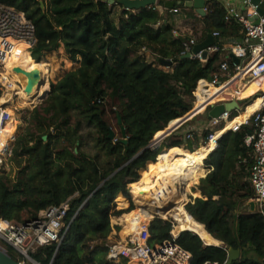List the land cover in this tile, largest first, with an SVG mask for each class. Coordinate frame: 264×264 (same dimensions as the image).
Instances as JSON below:
<instances>
[{
  "label": "trees",
  "instance_id": "trees-1",
  "mask_svg": "<svg viewBox=\"0 0 264 264\" xmlns=\"http://www.w3.org/2000/svg\"><path fill=\"white\" fill-rule=\"evenodd\" d=\"M0 1L24 11L35 24L33 60L41 61L47 50L58 45L59 26L61 33L68 34V41H77L78 57L93 56L52 83L45 102L32 110L31 125L14 142L9 156L11 170L0 169V219L24 223L42 210L69 203L68 229L62 232L61 241L41 246L33 254L38 262L127 264V259L109 258L111 217L117 213V217L133 215L136 203L132 187L149 183L159 170L176 168L186 171L188 189L196 185L194 194L199 199L188 203L187 211L225 244L208 245L193 231L181 232L178 243L192 252V264H225L228 246L241 249L240 258L232 264H264V214L249 212L254 158L245 137L253 127L243 125L228 131L219 139L217 149L215 141L196 150L183 148L178 146L183 137L174 136L171 146L155 159L157 150H145L155 135L189 112L198 81L212 78L225 52H216L205 61L184 58V42L193 36L175 35L170 14L158 8L128 10L107 0ZM117 6L122 10L116 15ZM176 6L183 8L185 2ZM207 7L204 16L188 7L189 16L203 25L200 39L214 31L220 33L218 44L244 37L242 24L225 20L222 2L208 1ZM160 58L173 63L162 65ZM215 92L212 86L207 93L212 96ZM198 93L202 95L201 86ZM204 101L201 96L197 105ZM7 109L8 122L15 126L16 112L10 106ZM240 122L239 116L229 127ZM14 128L8 131L0 151L14 138ZM90 144L95 151L85 148ZM207 156L206 163L214 168L201 178ZM174 224L154 219L150 243L171 238ZM125 229L118 225L115 231L124 238ZM132 229L127 232L135 234ZM13 250L8 246L7 252L15 258Z\"/></svg>",
  "mask_w": 264,
  "mask_h": 264
},
{
  "label": "built area",
  "instance_id": "built-area-1",
  "mask_svg": "<svg viewBox=\"0 0 264 264\" xmlns=\"http://www.w3.org/2000/svg\"><path fill=\"white\" fill-rule=\"evenodd\" d=\"M218 1L222 2L226 9L225 20L227 22L236 20L243 25L244 37L235 40L229 47H226L224 45L226 39L223 40V44H218L217 37H220V33L218 31L213 32L216 43L207 48L208 57L216 52H225L227 55L226 59L219 62L216 69L212 72V78H202L198 81L193 91L194 101L192 107L183 116L184 118L180 122H176L175 125L169 124L170 126L168 125V127L161 130L162 134L155 135L149 145L151 149L158 151L153 158L155 159L162 150L171 146L162 145L163 141L170 135L175 134L182 136L183 141H187L190 144L183 147L182 143L178 146L196 150L202 145H207L218 131L225 126L228 119L235 118L236 115L245 109L248 103L261 96L263 98L261 106L240 127L250 125L254 129L252 133L247 134L245 137L246 144L253 148L254 158L249 177L254 191L251 200L258 206L257 210L254 209V211L264 214V89L257 88L253 94L244 97H240V93L236 91L237 88L242 91L257 83L258 85L264 84V14L262 15L258 11L260 2L263 3L261 7L264 9V0H260L259 4H255L252 0H243L241 7L237 6L234 0ZM162 2H165V0H157L156 4L151 7L163 10L165 5ZM207 2L205 6L206 12L208 11ZM181 9V7L175 5L172 11L178 13ZM256 17L259 18L258 23H255ZM16 41L25 42L28 46L27 51L32 56L33 46L37 42L35 24L26 16L24 11L0 1V73L5 72V58L14 48L16 43L14 44L13 42ZM196 43H198V40L195 37L185 41L181 55L192 52ZM232 55L238 58L237 62ZM191 58H197L201 61L207 60L203 58L202 52L192 53ZM11 84L5 77L2 78L0 76V98L6 94ZM200 86L202 88L201 96L204 97L205 101L197 105L201 97L198 93ZM210 86L218 89L214 96L207 93ZM225 89H228V91L223 93ZM24 90H26V87ZM216 95H219L217 99H215ZM16 96L17 94H14V97ZM232 101H237L241 109L226 110L219 117L208 118V112L213 106ZM241 101L244 104L240 103ZM9 103H0V136L6 126L5 114ZM185 124L186 129L178 133V129ZM206 131H209L207 136L205 135ZM166 132L169 133L166 134ZM220 138L221 136L217 137V147L219 146ZM8 144L0 151V169L4 163V153L8 149ZM207 158H205V161ZM188 197L186 205L199 199L190 193ZM68 204V202H65L60 206H52L42 210L36 218L24 223L0 219V239L7 246H11L18 252L19 257L15 258L23 264H41L33 257V254L41 246L61 241L62 232L69 227L66 221L67 210L69 209ZM156 218L161 217L154 216L147 222H141L138 235L127 239H123L116 232L113 235H109V258L116 261L124 258L127 259V264L132 262L135 264H192V252L178 243L180 232L174 234L172 229L170 231L171 238L155 245L150 243V225ZM204 264L218 263L206 261Z\"/></svg>",
  "mask_w": 264,
  "mask_h": 264
},
{
  "label": "bare ground",
  "instance_id": "bare-ground-1",
  "mask_svg": "<svg viewBox=\"0 0 264 264\" xmlns=\"http://www.w3.org/2000/svg\"><path fill=\"white\" fill-rule=\"evenodd\" d=\"M13 43H16L14 48L5 58V72L0 73L2 78L5 77L12 84L6 94L0 98V103L11 102L17 99L19 103L28 100L31 104H38L44 97H46V94L49 91L47 81L49 82L48 65H50V63L46 59H42L39 62L33 60L31 54L27 51L28 46L25 42L16 41ZM36 69L41 71L43 78L42 83L39 87H35L32 92L27 93L26 90H24L27 84V76L25 72ZM14 94H17V98H14ZM9 118L10 113L6 108L5 125L7 126L10 124L13 126L12 122H8ZM246 118L247 117L242 118L241 121H247ZM239 127L240 126L238 125L233 126L232 128L238 129ZM4 130L5 128L3 131ZM3 131L0 136V146L6 141L4 137H2ZM217 137L220 136L216 134L211 140L215 141L216 148ZM185 174V170L180 171L176 168H171L166 171L159 170L149 183L133 186L131 193L139 209L154 216H160L165 220L172 219L175 223L173 228L174 234L189 229L200 234L206 243H210L211 245L220 244V240H216L206 229L205 225L197 221L187 211L185 201L187 199L186 191L188 188L186 186ZM140 225L141 223L135 224L138 233ZM132 236H134V234H128L126 239ZM131 264L135 263L132 262Z\"/></svg>",
  "mask_w": 264,
  "mask_h": 264
},
{
  "label": "rangeland",
  "instance_id": "rangeland-1",
  "mask_svg": "<svg viewBox=\"0 0 264 264\" xmlns=\"http://www.w3.org/2000/svg\"><path fill=\"white\" fill-rule=\"evenodd\" d=\"M115 9H116V15L121 13L122 9L119 6H117ZM199 23L200 22H196V25L193 28L196 29V30H199V28H201V25H202V24L199 25ZM72 35H73V38H74L73 32H72ZM68 37H69L68 34L60 33L59 34V39H58V45H56V46L50 48L49 50H47L45 55L42 58V59H47L49 61V63H50V65H48V70H49V67H50L49 82H50L51 85H52V83H56L59 79H61L67 72L76 70L84 62L90 61L93 58L92 54L89 55L86 58L85 57H78L76 55V44H77V41L75 40V38H74V40L72 39V40L68 41V39H69ZM149 59L153 60V58H149ZM49 82L47 81V85H48L47 87L50 90ZM47 97L48 96H46V98L44 97L38 104H31L28 100L22 101V104H27V106H23L21 103H19V101L17 99L11 101L8 104L7 108L10 106L16 112V114H15V126H14L15 128H14V138L9 142L8 149L4 153V163H3L2 169L5 168L7 171L11 170L12 166H11V163L9 161V156L11 154V149H12V147L14 145V142H15L16 138L19 135H21L24 132H26L28 127L31 125V122H32V120H31L32 119V117H31L32 116V110L35 107H39L41 104H43L45 102V100L47 99ZM14 98H17V96L14 97ZM240 103L244 104L242 101ZM112 122L114 124V127L118 131L115 119H112ZM11 126L12 125L8 124L5 127V130L3 131V136L2 137H4L5 140H6L5 137L8 136V131L13 129ZM182 126H183L182 128L178 129V131H177L178 133H180V132H182V131H184L186 129V124L182 125ZM174 136H179V135H175V134L174 135H170L169 137H167L163 141L162 145H169L170 139L175 138ZM186 145L187 146L190 145L189 142L183 141V147H185ZM85 148L87 150L95 151L93 149V147L91 146V144H90V146H86ZM205 163L206 162L204 161V164ZM14 175H15V171L12 173V176H14ZM150 180H152V179H150ZM195 186H196L195 184H192L189 187V189L186 191L187 199L185 201V204L187 203V200L189 198L188 197L189 193L192 194L193 196H195L193 194ZM146 213H147L146 211H144L142 209H139L138 205L136 203V209H135L133 215L125 214V215L122 216V218H120L122 220H116V217L120 213H117V214L113 215L111 217V223H112L114 229L112 230L111 234L112 235L115 234V232H116L115 230L118 227L117 224H121L122 223L121 224L122 227L127 228V230L130 229V228L131 229L133 228L132 230H133V233H135L134 235H138L137 229L136 228L134 229L133 226H135L136 223H141L143 221L147 222V221L151 220L154 217V216H150V215L147 216ZM163 220H165V219H163ZM168 221H172V219H169ZM172 222H174V221H172ZM127 230L125 229V232H124V234H125L124 238L125 239H126L127 235L130 234V233L127 232ZM0 247L5 249V250H8L7 244L1 239H0ZM12 253H13V255L15 257H19L18 256V252L16 250H13Z\"/></svg>",
  "mask_w": 264,
  "mask_h": 264
},
{
  "label": "water",
  "instance_id": "water-1",
  "mask_svg": "<svg viewBox=\"0 0 264 264\" xmlns=\"http://www.w3.org/2000/svg\"><path fill=\"white\" fill-rule=\"evenodd\" d=\"M107 1L110 4H115V3L121 4L125 9H128V10H139L141 8L151 7L154 4H156V2H157V0H107ZM252 1L255 4H259V2H260V0H252ZM206 2H207V0H186L185 1V6L194 7L196 9L197 13L200 16H204L207 13L206 10H205ZM164 5H165V7H164V10H163V13L165 15H168L169 12L175 7L176 0H165ZM262 5H263V3L260 2V8H259L258 11L260 12V14L263 15L264 14V9L261 7ZM41 8L45 9L44 1H41ZM258 22H259V18L256 17L255 23H258ZM61 29H62V26H59V27L56 28V31H57L58 34L61 33ZM215 43H216L215 36L213 35V33H209L207 38H205L204 40L196 43L193 46L192 52H190V53H188L186 55H183V57L184 58H191L192 53L202 52L203 58L207 59L208 58V50H207V48L210 47V46H213ZM233 58H234V60L236 62L238 61V58H236L234 56H233ZM159 62L162 65H165V66H170L173 63L171 60H167V59H164V58H160ZM25 74L27 76L26 92L30 93V92L33 91V89L35 87H39L41 85L43 78H42V75H41V71L39 69H36V70H33V71H26ZM51 86L52 85L50 84V90L48 91L46 96H48V94L50 93ZM239 108L241 109V106L238 104L237 101H232V102H227V103H219V104H216L215 106H213L209 110L208 118L211 119L213 117H219L226 110H232L233 111V110L239 109ZM183 118L184 117L180 118L178 120V122H180ZM228 131H231V129L228 130ZM169 132H166V134L169 133ZM163 136H165V135H163ZM43 138L47 139V136L44 135ZM148 148L151 149V146L149 145L147 148H145V150L148 149ZM251 206H252V209L254 210L255 209V204H254L253 201H251ZM186 230H189V229L182 230L181 232L186 231ZM189 231H193V230H189ZM193 232H195V231H193ZM195 233L198 234L197 232H195ZM198 235L200 236V234H198ZM200 238L202 239L201 236H200ZM206 244L211 245L210 243H206ZM213 245L219 246V245H225V244H224V242L220 241V244H213ZM240 256H241V249L236 248L234 246H228V257H227V260H226L225 264H232L235 260L239 259ZM0 264H23V263L20 262L19 260H17L16 258H14L12 255H10L7 252V250H5V249L0 247Z\"/></svg>",
  "mask_w": 264,
  "mask_h": 264
},
{
  "label": "crops",
  "instance_id": "crops-1",
  "mask_svg": "<svg viewBox=\"0 0 264 264\" xmlns=\"http://www.w3.org/2000/svg\"><path fill=\"white\" fill-rule=\"evenodd\" d=\"M181 1H183V3L186 1V0H176V4L177 3H180ZM242 2H243V0H234V3L237 5V6H239V7H241L242 6ZM243 9V8H242ZM164 10V9H163ZM163 10H161L162 12H163ZM191 11V9L190 8H188V7H183L181 10H180V12H178V13H174L172 10L169 12V14H170V16H171V20L174 22V25H175V31H174V33H175V35H192L193 37H195V38H197V40H198V42H200V41H202V40H204V38H202V39H200V37L202 36V26L203 25H201L202 23L200 22V21H198V20H196L194 17H191V16H189V14H188V12H190ZM195 12H196V14L198 15V16H200L198 13H197V11H196V9H195ZM196 22H200L199 23V25H201V28H199V30H196V29H194L193 27L196 25ZM208 36V35H207ZM207 38V37H206ZM235 40H237V38H228V39H226L225 41H224V45L226 46V47H229L230 46V44H232ZM149 56H150V54H148ZM226 56L227 55H225V59H226ZM150 58H152L151 56H150ZM224 59V60H225ZM255 84V83H254ZM211 87L212 86H210V89H211ZM259 89V88H262V89H264V84H262V85H258V83L257 84H255V85H251L250 87H247L246 89H244V90H240L239 88H237V90L236 91H238V93H240V97L242 96V97H244V96H249V95H251V94H253L254 93V90H256V89ZM217 88H216V92L212 95V96H214L216 93H217ZM209 91V90H208ZM228 91V89H225L224 91H223V93H225V92H227ZM219 95H216L215 96V99H217V97H218ZM262 102H263V98L261 97V96H259V97H257V98H255V99H253L250 103H248L246 106H245V109L240 113V114H238V115H236V117L235 118H237V117H239L240 116V118L242 119V118H245V117H247L246 119H248V118H250L251 116H252V114L261 106V104H262ZM237 113V112H236ZM235 114V113H234ZM235 118H233V119H228V120H230V121H228L227 120V122H226V124H227V126H225V127H223L222 129H220L219 131H218V133H219V136H222L224 133H226V132H228V130H232L233 128V126L232 127H229L230 126V124L232 123V121L235 119ZM245 119V120H246ZM244 122H246V121H244ZM243 122H240L238 125L240 126L241 124H242ZM12 128L14 127V126H11ZM229 127V128H228ZM226 128V129H225ZM217 133V134H218ZM6 138V137H5ZM204 146V145H203ZM215 149H217V148H215ZM214 149V150H215ZM213 150V151H214ZM213 151H211L210 153H212ZM208 157V156H207ZM204 161H205V159H204ZM206 162V161H205ZM203 164H204V162H203ZM206 164V165H205ZM204 164V168H205V170H206V172H205V175L204 176H202L201 178H203V177H206L211 171H212V169L214 168L212 165H210V164H207V163H205ZM186 172V171H185ZM186 175V174H185ZM194 194V193H193ZM195 195V194H194ZM216 198H217V196H216ZM251 206V205H250ZM257 208H258V206L257 205H255V210H257ZM249 212H254V210L252 209V206L249 208ZM248 212V213H249ZM123 216V215H122ZM122 216H120V217H116L117 219L116 220H120V218H122ZM124 219V218H123ZM118 225H121V224H118ZM122 226V225H121ZM134 227V229H135V226H133Z\"/></svg>",
  "mask_w": 264,
  "mask_h": 264
},
{
  "label": "clouds",
  "instance_id": "clouds-1",
  "mask_svg": "<svg viewBox=\"0 0 264 264\" xmlns=\"http://www.w3.org/2000/svg\"><path fill=\"white\" fill-rule=\"evenodd\" d=\"M162 219V218H161Z\"/></svg>",
  "mask_w": 264,
  "mask_h": 264
}]
</instances>
